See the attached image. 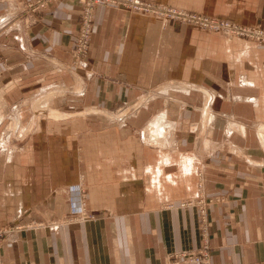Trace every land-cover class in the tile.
<instances>
[{"label": "crops", "instance_id": "0c3cea01", "mask_svg": "<svg viewBox=\"0 0 264 264\" xmlns=\"http://www.w3.org/2000/svg\"><path fill=\"white\" fill-rule=\"evenodd\" d=\"M148 1L264 28V0ZM79 6L0 34L5 264H264V44L100 6L80 64Z\"/></svg>", "mask_w": 264, "mask_h": 264}, {"label": "built area", "instance_id": "2783aa9c", "mask_svg": "<svg viewBox=\"0 0 264 264\" xmlns=\"http://www.w3.org/2000/svg\"><path fill=\"white\" fill-rule=\"evenodd\" d=\"M60 0H30L28 1V10L31 15L39 12H44L49 8V5ZM81 5V16L79 20L78 34L76 37L75 53L78 61H84L87 58L91 46V38L93 35V24L95 11L100 6H111L119 9H124L132 13L152 14L161 20H171V22H181L187 25H195L203 29L214 30L228 36H237L239 38H252L257 41H264V29L260 25L238 26L229 22L211 19L195 13L180 11L166 7L164 10L162 6L157 3H147L142 0H77ZM164 12V13H163ZM83 59V60H82ZM185 205H191L185 203ZM200 218L202 226L205 225L206 209L204 202H199ZM30 226H7L0 228V264H5L2 256L3 244L9 233L13 231H21ZM205 231V226L203 227ZM169 264H212L211 254L207 242L198 251L192 252H178L169 256Z\"/></svg>", "mask_w": 264, "mask_h": 264}, {"label": "rangeland", "instance_id": "374dc122", "mask_svg": "<svg viewBox=\"0 0 264 264\" xmlns=\"http://www.w3.org/2000/svg\"><path fill=\"white\" fill-rule=\"evenodd\" d=\"M142 1L147 2V3H150V2L157 3L160 6L164 7L163 8L164 10L168 6V7H171L172 9H177V10H180V11H184L181 8H177L175 6H172V5L167 4V3H164V2L163 3H160V2H153V1H148V0H142ZM27 3L28 2H26V3H19L17 0H0V34L1 33L10 32L12 29L18 28L20 26L25 27L27 24L28 25L35 24V23H37L39 21L40 16H42V12H39V13H37L35 15H31L29 13L28 4ZM79 7H80V11H81V6H79ZM189 12L195 13V14H198V15H202V16H205V17H208V16H206V15H204L202 13H197V12H192V11H189ZM136 14H139V13H136ZM140 15H144V14H140ZM144 16L156 17V16H154L152 14H147V15H144ZM94 18H95V16H94ZM156 18H159V17H156ZM209 18H211V17H209ZM159 19L161 20V18H159ZM211 19H214V18H211ZM217 20H219V19H217ZM162 21L164 23L171 22V20H167V21L166 20H162ZM221 21H223V22H229V23H232V24H236L235 22H232L230 20H221ZM175 23L182 24V25H187L185 23H181V22H178V21L175 22ZM236 25L241 26L239 24H236ZM257 25H260V24H257ZM187 26H192V27H195V28L200 29V30L210 31V32H213L215 34H219V35L223 36L225 39H228V40L229 39L230 40H249L251 42H256V43L264 44V41H257V39H252L250 37H248L247 39L246 38H239L237 36H228V35H225V34L220 33V32H215L214 30L203 29V28H200V27L195 26V25H187ZM253 26H255V25H252L251 27H253ZM260 27L262 29H264L261 25H260ZM93 28H94V26H93ZM90 49H91V46H90ZM73 51L75 52V47H74V50ZM89 53H90V51H89ZM75 57H76V60L78 61L77 56H76V53H75ZM83 59L86 60L87 58L86 59L83 58ZM79 63L81 64V61H79ZM63 94L64 93H59V96L60 95H63ZM139 102L138 103L135 102V103L129 105V107H127V108H118L116 110L117 111L116 114H114L115 116L114 115H110V116L108 115V116L110 118H112V119H115V118L116 119H118V118L120 119V118H124L125 116H128V115L130 116L132 114H135V112H137L141 106L145 105L148 102V98L142 99ZM0 104L2 105L1 100H0ZM1 105H0V107H2ZM52 112H57V111L56 110H52L51 108L48 107L45 110V112L42 114V116H41L40 119H42V121L48 120L50 118H52L53 120H56V119L59 120L60 118L65 119V118H68V116H69V115L64 114V113L61 114V115H59L58 113H52ZM89 112H95V111L93 110V111H89ZM5 116L6 115H4V118H5ZM55 116H60V117L59 118H55ZM7 123L8 124L3 125V127L5 126L4 129L6 131V135L10 134L9 132H11V133L14 134L15 132H13V131H15L14 130L15 125H12V120H9ZM6 125H8V126H6ZM4 227H7V226H4Z\"/></svg>", "mask_w": 264, "mask_h": 264}, {"label": "bare ground", "instance_id": "6f19581e", "mask_svg": "<svg viewBox=\"0 0 264 264\" xmlns=\"http://www.w3.org/2000/svg\"><path fill=\"white\" fill-rule=\"evenodd\" d=\"M58 2H59V1H58ZM55 3H56V2H55ZM79 4H80V3H79ZM110 7H111V6H110ZM113 8H115V7H113ZM94 16H95V14H94ZM207 109H208V108H207ZM207 109H206V110H207ZM206 110H205V112H206ZM210 116H212V115H209V117H210ZM205 118L207 119L208 117H205ZM211 118H212V117H211ZM208 119H209V118H208ZM210 121H211V119H210ZM259 133H260L261 136H262L263 133H264V129L260 130Z\"/></svg>", "mask_w": 264, "mask_h": 264}]
</instances>
